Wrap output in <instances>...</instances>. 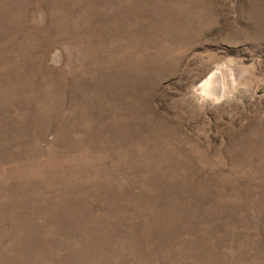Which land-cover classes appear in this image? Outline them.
Instances as JSON below:
<instances>
[{
	"label": "rangeland",
	"instance_id": "obj_1",
	"mask_svg": "<svg viewBox=\"0 0 264 264\" xmlns=\"http://www.w3.org/2000/svg\"><path fill=\"white\" fill-rule=\"evenodd\" d=\"M0 264H264V0H0Z\"/></svg>",
	"mask_w": 264,
	"mask_h": 264
},
{
	"label": "bare ground",
	"instance_id": "obj_2",
	"mask_svg": "<svg viewBox=\"0 0 264 264\" xmlns=\"http://www.w3.org/2000/svg\"><path fill=\"white\" fill-rule=\"evenodd\" d=\"M219 72V71H218ZM211 77V76H210ZM210 80V79H209ZM217 82H219V81H217ZM204 84V83H203ZM208 88V87H207ZM206 92H207V90H206Z\"/></svg>",
	"mask_w": 264,
	"mask_h": 264
}]
</instances>
